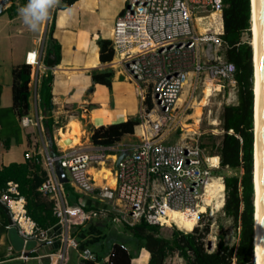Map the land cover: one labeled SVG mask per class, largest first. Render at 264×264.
<instances>
[{
  "label": "built area",
  "instance_id": "obj_1",
  "mask_svg": "<svg viewBox=\"0 0 264 264\" xmlns=\"http://www.w3.org/2000/svg\"><path fill=\"white\" fill-rule=\"evenodd\" d=\"M222 8V0H124L114 20L111 45L115 61L137 83L139 140L126 147L128 153L117 164L115 159L113 185H96L89 167L105 162L107 149H117L115 144L99 145L95 149H61L58 140H55L56 149L45 144V178L38 190L52 201V212L57 217L48 227L39 226L30 217L18 183L7 180L0 190V202L10 214L7 227L14 225L23 238L24 248L18 257L23 260L33 257L30 251L34 246L29 249V241L38 244L57 240V250L46 254L54 256L57 264H65L69 248L78 249L82 258H94L89 248L79 247L73 227L105 216L114 201L122 206V214L114 219L133 224L143 218L160 226H170L171 222L177 225L174 220L167 222L162 218L168 217V209L197 208L204 204V211L197 212L195 225L200 224L199 215L211 207L204 200L205 185L212 168L219 164L211 162L209 158L213 155L205 154L199 146L197 126H183L186 122L182 118L194 98L192 88L185 104L182 96L192 81L196 84L201 79L216 80L222 87L228 82L235 84L236 66L225 58L226 45L219 31L210 22L200 23ZM248 28L251 34V26ZM40 53L41 50L39 56ZM39 56L27 61L35 69L31 71L35 79L41 67ZM20 122L26 125L36 120L22 114ZM172 131H179L178 137L166 140ZM31 156L30 152L25 153L26 158ZM55 158L72 186L82 193L93 194L102 203L86 208L84 203L70 202L64 182L55 171ZM214 176L222 179L221 175ZM205 241L207 250L214 249L215 238L205 237ZM121 246L126 247L122 243ZM111 254L99 264H112ZM174 254L172 264H187L178 250ZM230 263L236 264L234 255Z\"/></svg>",
  "mask_w": 264,
  "mask_h": 264
},
{
  "label": "crops",
  "instance_id": "obj_2",
  "mask_svg": "<svg viewBox=\"0 0 264 264\" xmlns=\"http://www.w3.org/2000/svg\"><path fill=\"white\" fill-rule=\"evenodd\" d=\"M11 2H14L16 7L15 10L8 11L6 7ZM27 4V2L18 4L16 0H7L0 12V166L11 161L23 162L39 155L40 164L45 170L43 150L45 144L49 147V136L52 137L54 143L58 140L59 147H61L60 131L70 133L69 122L77 120L79 129H81L80 134H77L78 140L71 142L67 148H97L100 144L90 141V129L86 130L85 126L89 124L90 128L138 115V87L137 83L127 76L123 67L115 61L114 54L108 61H102L99 58L97 40L99 37L111 40L114 20L122 9L124 0H74L64 7L55 6L52 11L54 15L51 35L60 44V57L57 63L50 65L45 62L44 58L47 54L51 16L47 15V19H42L39 23L38 29L33 30L20 19L18 11ZM24 37L29 38V41L20 47L21 39ZM35 55L41 57V67L38 69L36 79L30 73L29 107L23 114L32 117L36 122L22 125L21 115L13 106L12 67L15 64L32 60ZM49 56L54 57L53 54ZM108 66L114 71L109 85L92 80L93 69ZM48 69L52 72V80L50 108L47 113L40 100L39 87L42 75ZM33 70L35 69H31L32 72ZM103 107L106 109L103 114L94 112ZM107 115L111 116L109 120L106 119ZM97 117L103 122L95 123ZM47 118H51L52 122ZM168 138L169 136L166 140H170ZM137 140H139L138 124L134 126L132 133L123 135L115 144L117 149L108 152L105 162L92 164L89 167L96 185L114 184L117 154L122 150L121 148H126ZM82 141H85V144ZM26 152H30L32 156L26 158ZM217 161L219 164L218 155ZM216 168L218 166L212 170ZM72 187L78 193V197L73 199V202L84 203L86 208H94L102 203L98 202L93 194L82 193L74 186ZM66 193L69 199L68 192ZM121 214L122 206L114 201L110 203L105 216L94 217L83 224L75 225L73 234L79 242V247L89 248L94 258H82L78 249L69 248L65 264H84L85 260L89 259H94V264L103 263L115 239L127 244V254L136 252L135 256L130 257L129 264H147L150 256L149 250L144 246L137 247L135 242L128 238L131 233L125 229L127 222L114 219L115 216ZM5 217L6 222L3 225L0 214V264H26L31 259L34 264H57L54 256L46 255L57 250L59 244L57 240L43 241L38 244L31 242L28 248L34 246V249L30 251L33 257L26 260L18 257L20 250L24 248L23 238L14 225L7 227L9 222L6 212ZM174 252L165 257L164 264H172V260L175 259ZM96 255H101V257L96 260Z\"/></svg>",
  "mask_w": 264,
  "mask_h": 264
},
{
  "label": "trees",
  "instance_id": "obj_3",
  "mask_svg": "<svg viewBox=\"0 0 264 264\" xmlns=\"http://www.w3.org/2000/svg\"><path fill=\"white\" fill-rule=\"evenodd\" d=\"M74 0H59L56 7H64L72 3ZM223 8L220 12H215L206 17L207 22L212 23L219 31L226 47L224 55L227 60L232 61L235 66V87L237 100L235 103L223 104L220 113L221 139L218 144L213 140V133H201L199 135V146L206 150L207 146L212 151L210 161L214 164L219 156V166L213 169V174L221 175L223 184L221 190H224V201L222 204L223 214L230 218L235 227L240 225V234L237 244H229L225 240V228L218 222L219 231L217 234L216 245L214 249L207 250L205 247V237L209 231L210 219L203 224H196L192 229L183 231L172 226L169 235L160 232L158 224H152L145 219H140L133 224L125 223L129 229L131 238L137 247L144 246L150 256L147 264H164L165 257L178 250L183 256L187 264H231V257L234 255L236 264H255L253 252V207H254V153H253V125H254V58L252 59L253 49L249 43L252 38L249 26L252 27V2L250 0H222ZM22 0L20 3H23ZM251 4V5H250ZM16 4L11 2L6 9L15 10ZM13 13V12H11ZM53 12L49 24L48 46L46 49L45 62L55 64L60 57V44L52 38L51 30L53 28ZM202 17L198 18L200 20ZM202 25V24H201ZM99 58L102 61H108L113 57L114 51L111 40L99 37ZM49 54H53L51 58ZM254 68V69H253ZM31 65L22 62L12 67V95L13 106L19 115L27 112L29 107L28 82L30 79ZM114 74L113 68L105 67L101 69H93L91 77L93 81L110 84ZM51 80L52 72L46 70L41 78L39 87V96L41 103L49 111L51 101ZM149 106L151 102L148 101ZM48 113V112H47ZM108 117V115H107ZM52 122L51 118H47ZM47 120V121H48ZM109 120V119H107ZM49 122V125H50ZM140 122L138 115H132L124 120L99 124L91 126L89 138L94 144L114 145L123 135L132 133L134 126ZM49 127V126H48ZM207 136L210 142L203 140ZM52 147L56 149L54 141ZM109 150L108 152H111ZM207 151V150H206ZM217 154V155H216ZM253 166V168H252ZM223 167L232 170L231 173L222 174L220 171ZM253 177V183H252ZM45 178V170L40 164L39 155L23 161H11L8 164L0 166V190L6 186V182L12 179L18 183L19 192L26 199L27 213L41 227L53 225L57 217L52 212V201L44 197L38 190V186ZM64 187L68 192L70 202L78 197V193L73 190L69 181L64 182ZM225 188V189H224ZM0 214L3 225L6 222L5 212L0 206ZM253 240V242H252ZM112 249V264H129V259L136 255V252L126 253L127 244L122 242L126 247L115 239ZM101 255H96V260ZM94 259L85 260L84 264H94ZM97 264V263H95Z\"/></svg>",
  "mask_w": 264,
  "mask_h": 264
},
{
  "label": "rangeland",
  "instance_id": "obj_4",
  "mask_svg": "<svg viewBox=\"0 0 264 264\" xmlns=\"http://www.w3.org/2000/svg\"><path fill=\"white\" fill-rule=\"evenodd\" d=\"M19 4V2H21L20 0H16ZM27 2L29 3V0H24V3ZM28 5V4H27ZM26 5V6H27ZM57 5V4H56ZM55 5V6H56ZM55 6H47L46 8V16L43 19H47V15L51 16L53 9H55ZM20 19H22L20 17ZM23 20V19H22ZM208 19H204L203 22H200L201 24H205V22H207ZM252 38H253V34H252ZM250 40V37H249ZM29 41V38H25L21 39L22 44L20 45V47H23V45H25V42ZM252 41V49L254 52V45H253V40ZM254 58V57H253ZM193 84V85H192ZM254 84V81H253ZM191 88L193 91V96L194 98H192V100H190L191 102L189 103V106L186 109L187 114L184 116L185 118H182L183 122H186V124H184L183 126H187V128H197L199 129V135L201 133H213V140L216 144L219 143L220 139H221V133H222V129L221 127V121H220V113L222 111V107L223 104L225 103H235L237 100V96H236V87L235 84H231L230 82L225 83V85L219 86L217 85V81L213 80L211 82V80L208 81H202L199 80L196 84L192 81L190 85H188L185 90H184V97L182 96V101L183 104L186 103V101H189V97H190V92H191ZM205 99V100H204ZM204 101V102H203ZM198 103V104H197ZM201 103V104H200ZM179 104L181 106V101H179ZM182 104V105H183ZM197 106H201L200 107V115H195L196 113V108ZM104 111H106V109L100 108L95 110L94 112L99 113V114H103ZM111 116H108L106 119H110ZM104 119V118H102ZM195 120V121H193ZM95 123H99V122H103L101 120V118L99 119L98 117L95 118ZM190 122V123H188ZM193 122H195L196 125L192 124ZM69 125L71 126V132L70 133H65V132H61V136L59 137V142L61 144L62 147H68V145L71 142H75L78 140V136L77 134H80L81 129H79V123L77 120H71L69 122ZM89 124H87L86 130L89 129ZM185 130V129H184ZM86 133V131H85ZM87 134V133H86ZM179 135V131L178 133L172 131V133H170L168 136L170 140H174L178 137ZM199 135H198V139L197 141L200 142L199 139ZM203 140L206 142H210L209 137L204 136ZM85 144V141H82ZM207 150V151H206ZM205 150V154L207 155H211L209 154L210 152H215L212 151L210 149V147L207 146ZM210 151V152H209ZM209 152V153H208ZM213 155V154H212ZM210 159V158H209ZM222 174L224 173H231L232 170L228 167H223L220 171ZM213 172L211 171V178L217 177L214 175L217 174H212ZM219 178L221 179V177L219 176ZM222 180V179H221ZM223 189L221 190L220 185L216 184L215 188L209 189L207 191V194L205 196V201L208 204H211V207H208L205 213H201L198 217V222L200 223L199 225L203 224L204 222H206L208 219H210V225H209V231L206 234V238H210L213 239L215 238V240H217V234L219 231V227H218V222H220L223 226V228H225V240L226 242H228L229 244L231 243H235V245L237 244V240L239 238V234H240V225L239 223L233 227L232 221L230 218L226 217L223 214L222 211V204L224 201V193H223ZM194 213H195V218L194 219H190L188 216V220L185 222V225H180V216H178L179 214H183L185 212V210L179 211L178 213H172L171 215L174 216V221L177 225H175L173 222H171L170 226H166V225H162L161 227H159L160 232L164 235H168L170 234L171 230H172V226L175 225L177 228L183 230V231H188L190 229L193 228V226L195 225L196 222V218H197V210L193 209ZM192 211V212H193ZM211 214V215H209ZM178 217V218H177ZM160 226V225H159ZM183 227V228H182ZM186 228V229H185ZM125 229L129 232V229H127L125 227ZM31 244V241H29V243L27 244V247H29ZM26 264H34V261L28 260L26 262Z\"/></svg>",
  "mask_w": 264,
  "mask_h": 264
},
{
  "label": "water",
  "instance_id": "obj_5",
  "mask_svg": "<svg viewBox=\"0 0 264 264\" xmlns=\"http://www.w3.org/2000/svg\"><path fill=\"white\" fill-rule=\"evenodd\" d=\"M6 1L7 0H0V12L2 10L3 4ZM255 6H256V26H257V81H258V171H257L258 254H259V264H264V0H255ZM251 59L253 66V57H251ZM253 76L254 74H252V77ZM48 142H49V146L51 147L52 145L51 136H49ZM254 144H255V133H254V125H253V150H254ZM128 151H129L128 149L124 148L119 152L116 158V164L126 153H128ZM54 167L59 179L63 182L68 181V178L62 166L60 165L58 158H55ZM252 183H253V177H252ZM253 197H254V191L252 198ZM0 205L3 207L4 211L6 212L8 222H11L10 214L8 210L1 202ZM253 215H254V207H253ZM252 237L254 240V220H253ZM253 256H254V246L252 252V259Z\"/></svg>",
  "mask_w": 264,
  "mask_h": 264
},
{
  "label": "bare ground",
  "instance_id": "obj_6",
  "mask_svg": "<svg viewBox=\"0 0 264 264\" xmlns=\"http://www.w3.org/2000/svg\"><path fill=\"white\" fill-rule=\"evenodd\" d=\"M252 2V33H253V45H254V133H255V144H254V262L255 264H259V254H258V194H257V171H258V81H257V26H256V6H255V0H251ZM252 44V41H250ZM205 100V99H204ZM204 102V101H203ZM201 104V103H200ZM201 107V106H200ZM200 107L197 106L196 114L200 115ZM64 148V147H59ZM92 171V170H91ZM107 176V175H106ZM107 180V179H106ZM221 183L223 184V181L219 177H214L212 179H209V181L205 185V196L207 194V191L209 189L215 188V185L218 184L221 186ZM109 184V183H108ZM224 185V184H223ZM225 189V188H224ZM205 200V197H204ZM193 209L198 211H204L205 205L200 204L197 208H184V209H175L170 208L167 211L168 217H162L165 218L164 220L169 222L170 220H174V216H172V213H178L179 211L185 210L183 214H179L180 216V225H185V222L188 220V216L190 219L195 218V213ZM193 211V212H192ZM178 218V217H177Z\"/></svg>",
  "mask_w": 264,
  "mask_h": 264
},
{
  "label": "clouds",
  "instance_id": "obj_7",
  "mask_svg": "<svg viewBox=\"0 0 264 264\" xmlns=\"http://www.w3.org/2000/svg\"><path fill=\"white\" fill-rule=\"evenodd\" d=\"M59 0H29L27 6L18 9L23 22L31 29L37 30L39 23L46 16L47 6H55Z\"/></svg>",
  "mask_w": 264,
  "mask_h": 264
}]
</instances>
